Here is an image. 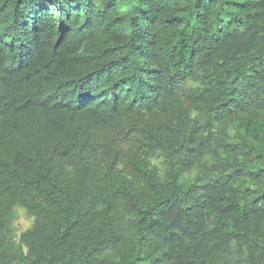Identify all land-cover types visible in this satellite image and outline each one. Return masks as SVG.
Listing matches in <instances>:
<instances>
[{
    "label": "trees",
    "instance_id": "obj_1",
    "mask_svg": "<svg viewBox=\"0 0 264 264\" xmlns=\"http://www.w3.org/2000/svg\"><path fill=\"white\" fill-rule=\"evenodd\" d=\"M0 264H264V0H0Z\"/></svg>",
    "mask_w": 264,
    "mask_h": 264
},
{
    "label": "rangeland",
    "instance_id": "obj_2",
    "mask_svg": "<svg viewBox=\"0 0 264 264\" xmlns=\"http://www.w3.org/2000/svg\"><path fill=\"white\" fill-rule=\"evenodd\" d=\"M33 221V217L25 209L18 210L17 218L11 225L13 237L16 241H19L20 235L32 226Z\"/></svg>",
    "mask_w": 264,
    "mask_h": 264
}]
</instances>
